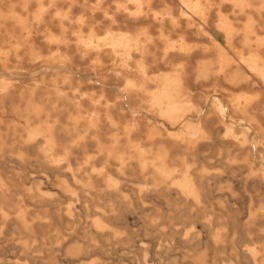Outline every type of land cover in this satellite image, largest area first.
Instances as JSON below:
<instances>
[{
	"label": "bare ground",
	"instance_id": "obj_1",
	"mask_svg": "<svg viewBox=\"0 0 264 264\" xmlns=\"http://www.w3.org/2000/svg\"><path fill=\"white\" fill-rule=\"evenodd\" d=\"M0 252L264 264V0H0Z\"/></svg>",
	"mask_w": 264,
	"mask_h": 264
},
{
	"label": "rangeland",
	"instance_id": "obj_2",
	"mask_svg": "<svg viewBox=\"0 0 264 264\" xmlns=\"http://www.w3.org/2000/svg\"><path fill=\"white\" fill-rule=\"evenodd\" d=\"M218 94L220 96H222V94L218 91ZM219 166V164H218ZM240 177H234L231 180L232 185L234 186L236 190V194L234 196H231V194L228 192V189H223L220 191H215L211 197H212V201L216 204V201L219 199H223V198H233L230 203L234 206V207H239L240 205H246L247 203H249V199L252 198V202L254 204H258L259 202V198H261L262 196L259 194L258 192H254V191H249V190H245L243 187H241L238 184ZM226 182H224V184H226ZM242 214H246V210L245 208L242 211ZM133 224H134V229H138L140 227V224L138 222V220L136 218L132 219ZM140 238V237H138ZM146 241L147 245L153 246L155 245V241L153 239H149V238H145L144 239ZM0 257H2V254L0 252ZM116 256H112V255H107L104 253H96V255L93 258H96L95 262L99 263V264H114V260H115ZM174 260L176 261V263L178 264H182V259L180 257H175ZM215 260V259H213ZM157 262V261H155ZM187 264V263H186Z\"/></svg>",
	"mask_w": 264,
	"mask_h": 264
}]
</instances>
